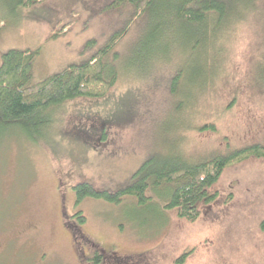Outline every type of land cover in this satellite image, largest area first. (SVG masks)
Here are the masks:
<instances>
[{"label": "rangeland", "instance_id": "374dc122", "mask_svg": "<svg viewBox=\"0 0 264 264\" xmlns=\"http://www.w3.org/2000/svg\"><path fill=\"white\" fill-rule=\"evenodd\" d=\"M112 1L38 0L14 13L0 4V58L9 49L38 50L30 85L89 59L123 32L106 58L117 77L104 96L52 110L49 130L34 139L17 127L0 133V264H177L183 253L181 264H264V158L226 168L210 188L216 200L200 206L193 222L153 196L141 205L132 196L75 203L76 184L115 191L153 153L180 146L185 158L198 160L264 146V87L254 77L264 13L248 15L228 40L201 51L210 73L199 86L188 78L200 51L180 50L176 25L159 29L156 54L142 58L150 14L134 16L128 3L106 8ZM178 71L180 88L193 98L181 113L170 87ZM179 119L185 127L178 129ZM200 125L213 130L198 131Z\"/></svg>", "mask_w": 264, "mask_h": 264}, {"label": "trees", "instance_id": "16d2710c", "mask_svg": "<svg viewBox=\"0 0 264 264\" xmlns=\"http://www.w3.org/2000/svg\"><path fill=\"white\" fill-rule=\"evenodd\" d=\"M36 1L0 0V4L14 13L19 6L27 7ZM123 3L133 7L134 16L142 13L151 16L150 32L145 33L139 41L140 57L146 59L148 54L152 57L156 54L157 31L164 25L178 27V47L185 55L199 49V58L191 66L192 78H188V82L199 86H205L210 73V67L201 58V51L208 44L214 48L220 39L228 40L237 24L248 15L253 12L264 13V0H113L105 7H116ZM122 34L116 31L89 59L70 64L33 85L28 82L31 63L38 50L9 49L4 52L0 58V133L17 127L29 139H34L49 130L53 123L50 115L52 110H59L67 101L78 97L104 96L117 77L116 70L108 65L106 58ZM151 37L153 40L149 50L141 52ZM254 63L257 64L255 82L264 87V44ZM181 75L182 71L173 75L170 85L178 101L175 108L178 113L184 111L193 99L189 90L180 88ZM180 121L182 119L178 120V129L185 127ZM196 129L205 131L213 130V127L200 125ZM80 134L87 136L89 132ZM181 141V137L178 138L179 144ZM179 147L165 156L158 153L149 155L130 176L128 183L115 191L97 190L87 182L76 184L73 187L75 203L78 204L85 197L118 203L123 196H132L141 205L154 200L153 196L158 199L163 210L175 211L178 217L193 222L201 214L200 206L210 205L216 200L217 193L211 192L210 188L217 183L226 168L251 157L264 158V146L257 143L198 160L185 158ZM77 217L78 223L83 222L81 215ZM259 226L264 231V219ZM185 256L183 253L175 262L183 263ZM98 258L96 255L92 259L97 261Z\"/></svg>", "mask_w": 264, "mask_h": 264}]
</instances>
